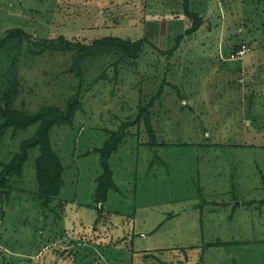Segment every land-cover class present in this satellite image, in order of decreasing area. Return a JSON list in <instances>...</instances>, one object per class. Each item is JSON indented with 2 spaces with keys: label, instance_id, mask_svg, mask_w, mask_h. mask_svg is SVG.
<instances>
[{
  "label": "rangeland",
  "instance_id": "1",
  "mask_svg": "<svg viewBox=\"0 0 264 264\" xmlns=\"http://www.w3.org/2000/svg\"><path fill=\"white\" fill-rule=\"evenodd\" d=\"M182 3L0 0V38L19 26L35 39L145 37L156 47L146 45L116 74L113 57L87 63L81 109L50 134L65 168L61 194L42 204L36 148L22 176L1 188L0 264H264V205L244 203L264 198V0H191L204 23L167 57L158 48L169 49L191 24ZM12 53L0 50V115L62 106L75 91L69 52L14 61ZM161 83L151 108L157 143L148 146L143 125L130 123ZM124 121L128 134L110 157L120 193L98 214L92 194L102 170L92 149ZM36 128L7 130L0 169ZM199 187L210 202L202 214L192 209ZM216 239L239 242L205 249L201 262L200 248Z\"/></svg>",
  "mask_w": 264,
  "mask_h": 264
},
{
  "label": "trees",
  "instance_id": "2",
  "mask_svg": "<svg viewBox=\"0 0 264 264\" xmlns=\"http://www.w3.org/2000/svg\"><path fill=\"white\" fill-rule=\"evenodd\" d=\"M191 0H183L182 6L184 15L191 21V24L182 33L174 37L173 45L167 50L158 48V52L167 57L178 49L181 41L186 37L195 33L204 23V17L198 11L190 8ZM146 45H151L156 48L147 38L127 39L119 36H101L93 38L90 42H83L79 39H68L63 35L54 38L39 37L32 38L29 32L19 26H14L6 29L3 36L0 38V50H8L13 52V61L17 55H22L24 58H41L45 54L70 53V65L65 69L73 77L72 90L74 92L64 98L62 106L55 104L42 105L35 112H24L8 107L0 115V140L4 137L7 130L11 134H16L19 131H24L28 127L37 124L36 131L32 136L23 140L16 151L7 162L2 163L0 169V197L2 196L3 186L13 178H20L23 172V166L28 160L30 150L37 149L38 154L34 158V171L37 180V193L42 199V204L45 206L50 204L52 200L61 194L62 188L65 185L64 180V165L59 153L53 148L50 140L51 131L61 125H72L75 114L81 109V102L79 100V92L84 83V74L88 71L87 63L96 61L103 56L113 57V65L122 64L125 61H135L140 57ZM240 47H236V51ZM170 86L175 87L172 83ZM164 83H161L154 95H152L146 104H141L135 118L130 125H143L145 132L148 135L149 141L142 144L148 146L156 144V135L151 119V108L154 102L160 98L163 91ZM12 102L11 99L8 101ZM127 121H124L119 130H108L109 136L104 140L102 147H94L92 150L99 153V165L101 173L95 179V186L93 190V202L96 206V213H100L103 205L108 201L110 193H120L118 184L114 180L113 170L110 166V157L118 149L122 143L125 135L128 134L126 130ZM129 125V126H130ZM153 156H156L154 154ZM156 160V159H155ZM152 164V162L150 163ZM233 208L235 207V188L231 183ZM200 202L192 204V209H200L202 214L203 207L210 202L203 197L202 189L199 187ZM257 202L258 206L264 205V198L259 200L250 199L244 201L245 204H252ZM214 206H218L217 201H212ZM211 203V204H212ZM241 203V202H240ZM176 214L169 213L165 219ZM233 216V213H229ZM164 219V220H165ZM162 224V223H161ZM160 225L157 226L159 228ZM239 241H221L216 239L205 243L201 249L200 261L203 262L202 256L205 249L210 247L225 246V244ZM193 248V246H188ZM183 253H186L185 247L181 248ZM187 256V255H186Z\"/></svg>",
  "mask_w": 264,
  "mask_h": 264
},
{
  "label": "crops",
  "instance_id": "3",
  "mask_svg": "<svg viewBox=\"0 0 264 264\" xmlns=\"http://www.w3.org/2000/svg\"><path fill=\"white\" fill-rule=\"evenodd\" d=\"M113 174H114V172H113ZM118 186H119V184H118Z\"/></svg>",
  "mask_w": 264,
  "mask_h": 264
}]
</instances>
